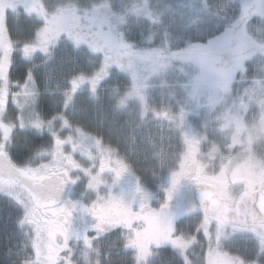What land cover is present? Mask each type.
Returning <instances> with one entry per match:
<instances>
[{"label": "flooded vegetation", "instance_id": "af4514ba", "mask_svg": "<svg viewBox=\"0 0 264 264\" xmlns=\"http://www.w3.org/2000/svg\"><path fill=\"white\" fill-rule=\"evenodd\" d=\"M44 1L0 0L5 24L0 27V94L2 88L11 94L0 105V154L3 171L24 185L31 226L45 241L48 264L64 262L62 241L69 252L70 244L84 237L99 240L134 225H140L139 236L153 229L154 236L165 238L170 228L181 229L195 218L201 235L208 222L207 231L214 226L218 238L236 246L234 264H264V206L257 205L264 165L211 169L199 162L204 161L203 128L180 120L170 91L156 80L162 76L154 65L157 57L133 55L132 49L141 47L135 44L139 26L134 22H148L141 8L120 16L108 5L89 3L87 12L74 0ZM231 2L236 18L231 24L224 18L222 25L254 22L264 28V0H226ZM148 15L154 25L163 22L151 9ZM105 34L129 45L115 48ZM162 93L176 109L161 104ZM17 136L37 140L32 156L52 153L53 160L38 166L32 177L18 175V164L6 158ZM164 144L170 155L162 180L155 181L146 158ZM206 192L214 193L217 205L197 204L195 198ZM48 199L64 202L66 211L46 217L38 205ZM129 244L125 238L124 247Z\"/></svg>", "mask_w": 264, "mask_h": 264}, {"label": "rangeland", "instance_id": "374dc122", "mask_svg": "<svg viewBox=\"0 0 264 264\" xmlns=\"http://www.w3.org/2000/svg\"><path fill=\"white\" fill-rule=\"evenodd\" d=\"M48 1L51 3L50 0L44 2ZM74 2L82 10L83 7L87 9L90 3L88 0ZM91 3L92 6H111L120 16L124 13L126 16L129 10L137 7L141 8L140 13H145L147 23L143 24L141 20L134 22L139 26L134 31L135 44L141 47L132 49L135 51L133 55L142 59L157 57L154 65L158 66V74L162 76L156 80L170 91L180 120L189 126L203 128L202 138L199 139V142L203 141L204 149L201 156L204 161L199 160L201 164L211 166V169L243 164L264 165V28L255 27L254 22L243 26L222 25L224 18L229 24L236 18V8L226 0H92ZM162 8L165 10L159 11ZM149 9L157 12L163 22L153 25L148 15ZM168 16L173 20H166ZM3 18L0 27L5 28ZM103 24L100 23V26ZM126 34L129 35L128 29ZM103 38L115 48L129 45L107 39L106 34ZM197 51L205 55L201 56ZM250 58L253 60L247 66ZM7 92L6 88H2L0 105L9 100L11 94L8 92V96ZM158 96L162 98L163 106L170 104L176 109L171 101H165L166 93ZM144 101L146 103L145 98ZM181 121L179 127H182ZM1 127L7 130L9 125ZM183 129L188 130L187 127ZM183 129L179 128L181 131ZM68 134L62 133V136ZM188 135L183 133L185 138ZM68 137L70 139L71 136ZM176 147L178 151H183L181 136L177 138ZM166 149L164 144L153 156L146 158L148 176L155 181H161L166 171L170 155ZM39 156V160L35 161L40 163L47 159L46 163L49 164L50 159L53 160L51 152L50 159L46 158L48 155ZM4 158L0 154V193L22 203L25 208L23 223L28 227L31 224L29 206L24 198L26 194L20 188H24V185L17 181L19 176L11 179L10 174L3 171L6 169ZM40 163L29 161L24 167L18 165V175L32 177L38 172L34 166H40ZM72 165L75 166V161ZM194 220L188 226L182 223L181 229L170 228L164 234L165 238L154 236L153 229L150 234L139 236L140 225L130 227V222L125 223L124 226L130 228L122 233L130 242L129 247L135 250L132 254L134 263L148 264L151 254L149 245L155 244L174 248L185 264H234L233 258L238 256L236 246L226 242V238H218L212 232L214 226H211V232L207 231V227H210L208 222L204 223V234L201 235L196 226L200 218ZM28 228L37 248L34 254L26 253V264H48L50 258L45 254V241L40 240L32 226ZM97 241L84 237L80 242L71 243L69 252L64 251L65 242L62 241V264H94L92 253L96 250Z\"/></svg>", "mask_w": 264, "mask_h": 264}, {"label": "trees", "instance_id": "16d2710c", "mask_svg": "<svg viewBox=\"0 0 264 264\" xmlns=\"http://www.w3.org/2000/svg\"><path fill=\"white\" fill-rule=\"evenodd\" d=\"M197 52L201 56L205 55ZM246 64L250 65V59ZM14 140L16 145L9 150V155L14 162L24 167L32 158L38 142L28 136H17ZM24 212L25 208L21 203L0 194V264H26V253L33 252L31 233L23 223ZM124 246L122 229L106 232L97 241L96 250L92 253L94 264H135L132 257L135 251ZM148 264L185 263L174 248L163 245L150 254Z\"/></svg>", "mask_w": 264, "mask_h": 264}, {"label": "water", "instance_id": "95a60500", "mask_svg": "<svg viewBox=\"0 0 264 264\" xmlns=\"http://www.w3.org/2000/svg\"><path fill=\"white\" fill-rule=\"evenodd\" d=\"M214 193H203L201 196H197L195 198V201L197 204H212L217 205L218 201L214 198ZM258 206H264V189L261 191L260 196L258 197L257 201ZM39 209L46 217H55L61 213H64L66 211V204L62 201L55 200V199H48L41 201L39 203Z\"/></svg>", "mask_w": 264, "mask_h": 264}]
</instances>
